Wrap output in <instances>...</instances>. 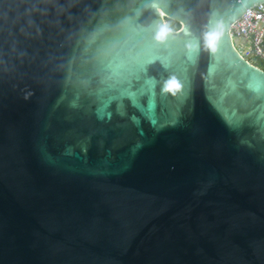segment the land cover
<instances>
[{"label":"water","instance_id":"water-1","mask_svg":"<svg viewBox=\"0 0 264 264\" xmlns=\"http://www.w3.org/2000/svg\"><path fill=\"white\" fill-rule=\"evenodd\" d=\"M262 3L0 0V264H264Z\"/></svg>","mask_w":264,"mask_h":264},{"label":"built area","instance_id":"built-area-1","mask_svg":"<svg viewBox=\"0 0 264 264\" xmlns=\"http://www.w3.org/2000/svg\"><path fill=\"white\" fill-rule=\"evenodd\" d=\"M230 35L233 43L236 42V40L245 41L247 43V51L253 55L255 60H258L263 65V67L260 68L264 70V3L247 10L235 21L230 28ZM236 48L242 55L243 46L240 45ZM246 55L248 58L247 52Z\"/></svg>","mask_w":264,"mask_h":264},{"label":"snow or ice","instance_id":"snow-or-ice-1","mask_svg":"<svg viewBox=\"0 0 264 264\" xmlns=\"http://www.w3.org/2000/svg\"><path fill=\"white\" fill-rule=\"evenodd\" d=\"M179 80H175V81H172L169 85V88L170 89H176L178 84H179ZM132 98V101L133 103H136V95L133 94V96L131 97ZM143 107V106H142ZM148 113L152 114V120L153 122H157L156 121V118H155V115H154V109H153V104H152V101H149V104L147 106V108L145 109ZM260 116H261V120L264 121V108L261 109V113H260ZM233 123H234V126H239L240 124V120L238 117H235L233 116Z\"/></svg>","mask_w":264,"mask_h":264},{"label":"rangeland","instance_id":"rangeland-1","mask_svg":"<svg viewBox=\"0 0 264 264\" xmlns=\"http://www.w3.org/2000/svg\"><path fill=\"white\" fill-rule=\"evenodd\" d=\"M234 44H235V46L236 47H239L240 45H242L243 46V51H242V55L245 57V58H247L246 56V52L248 53V59L252 62V63H254V64H256V61H255V59H254V57H253V55L250 53V52H248L247 51V43L245 42V41H240V40H236V42H234ZM249 48V47H248Z\"/></svg>","mask_w":264,"mask_h":264},{"label":"trees","instance_id":"trees-1","mask_svg":"<svg viewBox=\"0 0 264 264\" xmlns=\"http://www.w3.org/2000/svg\"><path fill=\"white\" fill-rule=\"evenodd\" d=\"M167 25H168V28L173 30V31H176L179 29V24L176 23V22H173V21H170V20H167ZM248 59V58H247ZM249 60V59H248ZM250 61V60H249ZM256 61V64L257 66L259 67H263V65L258 61V60H255Z\"/></svg>","mask_w":264,"mask_h":264}]
</instances>
